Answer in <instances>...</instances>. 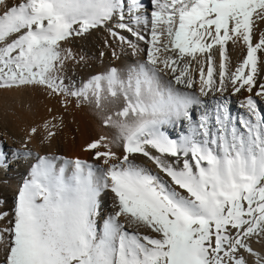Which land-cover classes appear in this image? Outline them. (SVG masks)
<instances>
[{
  "label": "snow or ice",
  "instance_id": "1",
  "mask_svg": "<svg viewBox=\"0 0 264 264\" xmlns=\"http://www.w3.org/2000/svg\"><path fill=\"white\" fill-rule=\"evenodd\" d=\"M151 3L149 19L133 15L142 0H0V89L40 88L65 97V107L68 97L94 105L102 133L84 150L105 166L37 157L19 188L12 227L2 230L5 264H253L247 257L264 264V251L252 246L264 243V111L255 99L264 100V83L256 82L264 32L254 37L264 0ZM133 23L148 28L150 39ZM100 27L134 51L131 37L144 41L146 61L111 67L71 90L61 74L75 57L65 43ZM229 42L246 48L234 72ZM197 83L198 95L187 91ZM228 85L233 95L256 89L241 103L247 115H230ZM209 93L220 98L208 103L202 97ZM185 122L178 138L165 130ZM62 123L54 115L29 138L51 140ZM105 191L116 208L107 218Z\"/></svg>",
  "mask_w": 264,
  "mask_h": 264
},
{
  "label": "bare ground",
  "instance_id": "2",
  "mask_svg": "<svg viewBox=\"0 0 264 264\" xmlns=\"http://www.w3.org/2000/svg\"><path fill=\"white\" fill-rule=\"evenodd\" d=\"M13 2H16V0H13ZM142 3L141 12L133 15L147 16L150 19L154 5L151 0H142ZM125 22L129 21L126 19ZM132 26L150 39L148 36L149 29L145 28L143 24L136 25L133 23ZM116 31L121 32L126 37L131 36L130 33L119 29H116ZM261 32H264V21H257L254 27V37L258 39ZM131 39L137 43L138 50L134 51L126 43H121L118 39L113 38L106 27L96 28L83 36L71 38L65 43V47L71 49L75 59L66 62L64 71L61 74L65 86L71 90H77L93 76L104 74L111 67L123 70L128 66L146 61V49L149 45L144 41H136L135 37H131ZM227 47L228 68L229 71L234 72L246 55V48L242 42L238 44L229 42ZM212 54L218 69L220 63L219 49L213 48ZM200 59L203 62V57ZM193 65L195 67V62H193ZM194 75L198 79V73L194 72ZM256 82L257 85L264 83V60L258 67ZM187 91L195 92L198 95L199 84H195L192 89H187ZM255 91L254 88L253 93H248L242 89L239 93L233 95L232 87L228 85V90L223 95L229 101L230 115L233 117L247 115V109L241 107V103L246 97L253 95ZM4 95L3 98L0 95V207L3 205V208H0V213L7 212V218L14 213L15 203L11 199L12 194L28 178L31 166L37 162V157L55 155L66 159L79 158L97 168L105 167L102 160L94 159L91 152L84 150L87 143L97 139L102 133V127L94 105L79 103L75 97H68L67 107H65L63 103L65 97L62 95H49L40 88L6 89ZM219 98L220 93H215V95L209 93L208 96L202 97L208 103ZM255 99L259 101V107L264 111V100L259 97H255ZM1 103L4 104L3 107H1ZM12 103H15V106L18 105V108L11 107L9 110L7 106ZM202 111L201 108L194 112L197 119ZM54 115L63 118L62 126L57 130V135L54 138L51 140L44 139L43 133L29 138L31 128L37 127ZM165 130L172 138H178L181 134L187 132L186 122L183 127L180 124L165 126ZM103 132L112 135L114 130L103 129ZM134 159L137 163L152 169L154 173L164 175L159 173V169L150 161H147L145 157L137 155ZM5 170L6 172L3 173ZM164 179L167 180L168 178L164 177ZM100 199L101 215L107 218L116 210L114 195L110 191H105L101 194ZM1 209H4V211ZM133 230L135 229L129 228V231ZM139 231L147 235H155L146 228H141ZM252 246L257 251H264V243H256L253 240ZM244 255L247 257V253H244ZM5 257L6 252L0 248V264H4ZM247 258L253 260L254 264V258Z\"/></svg>",
  "mask_w": 264,
  "mask_h": 264
},
{
  "label": "rangeland",
  "instance_id": "3",
  "mask_svg": "<svg viewBox=\"0 0 264 264\" xmlns=\"http://www.w3.org/2000/svg\"><path fill=\"white\" fill-rule=\"evenodd\" d=\"M5 90L6 89H0V95L2 96V98H3V96H5L4 95V92H5ZM0 96V97H1ZM14 104V105H13ZM17 105V104H16ZM4 106V104L3 103H1V107H3ZM18 106V105H17ZM17 106H15V103H12L11 105H9V106H7V108L9 109V108H11V107H15V108H18ZM10 110V109H9ZM11 112V111H10ZM8 114H10L9 112H8ZM2 119V118H1ZM7 170V169H6ZM6 170L3 172V173H5L6 172ZM29 176V175H28ZM19 186H21V185H19ZM20 188V187H19ZM19 188H17V189H15V193L14 194H12V200L14 201V203H15V201H16V197H17V195H18V191H19ZM1 207L3 208V205H1ZM0 207V208H1ZM2 210V209H1ZM2 211H4V209L2 210ZM1 211V212H2ZM7 213V212H6ZM5 212H2V213H0V248H1V250L2 251H5L6 252V249H7V245H8V243H9V238H8V234H7V232H3V231H1V230H4V229H9V228H11L12 226H11V224H10V222L9 221H12L13 220V217H14V213H12L11 214V216L9 215V218H7L8 217V214H6ZM6 218V219H5ZM12 219V220H11ZM6 223V224H5ZM3 226V227H2ZM6 242V243H5ZM2 247H3V249H2ZM4 264H5V262H3Z\"/></svg>",
  "mask_w": 264,
  "mask_h": 264
}]
</instances>
